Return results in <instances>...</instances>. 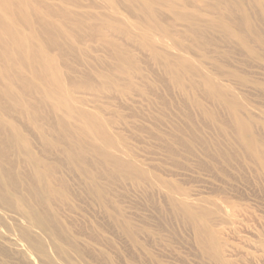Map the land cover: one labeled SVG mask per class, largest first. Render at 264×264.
<instances>
[{"label": "rangeland", "instance_id": "1", "mask_svg": "<svg viewBox=\"0 0 264 264\" xmlns=\"http://www.w3.org/2000/svg\"><path fill=\"white\" fill-rule=\"evenodd\" d=\"M0 264H264V0H0Z\"/></svg>", "mask_w": 264, "mask_h": 264}, {"label": "bare ground", "instance_id": "2", "mask_svg": "<svg viewBox=\"0 0 264 264\" xmlns=\"http://www.w3.org/2000/svg\"><path fill=\"white\" fill-rule=\"evenodd\" d=\"M47 62H48V61H45V65H46Z\"/></svg>", "mask_w": 264, "mask_h": 264}]
</instances>
